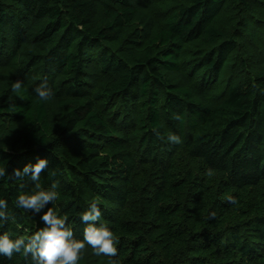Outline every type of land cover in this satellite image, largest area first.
Masks as SVG:
<instances>
[{"label":"trees","instance_id":"16d2710c","mask_svg":"<svg viewBox=\"0 0 264 264\" xmlns=\"http://www.w3.org/2000/svg\"><path fill=\"white\" fill-rule=\"evenodd\" d=\"M0 146L13 239L44 227L14 169L47 158L74 237L93 202L118 237L78 264H264V0H0Z\"/></svg>","mask_w":264,"mask_h":264},{"label":"clouds","instance_id":"9594fccd","mask_svg":"<svg viewBox=\"0 0 264 264\" xmlns=\"http://www.w3.org/2000/svg\"><path fill=\"white\" fill-rule=\"evenodd\" d=\"M22 81H16L12 85L13 91L22 87ZM37 97L41 101H47L54 97L55 93L48 86L46 80L42 81L35 89ZM156 131V130H154ZM159 135V132H156ZM167 139L171 142H180V137L170 134ZM0 150L7 151L6 146H0ZM47 158H37L34 164H26L23 169H14L16 177L29 176L35 183L36 190L33 192H23L16 197V207L31 210L40 215L44 227L36 230L26 239L11 238L7 233L0 232V255L11 258L14 253L30 255L33 264H78L81 258V251L90 245L97 255L115 257L117 255L116 244L118 237L115 232L102 222L103 210L97 203L88 205L81 214V222L86 225L83 231V239H76L71 227L68 226L67 215H60L58 210L49 206L60 196L57 191L58 185L53 183L49 188L42 187L40 183L41 173L48 168ZM6 161L0 162V178H4L6 172ZM229 201L235 203L234 196L227 197ZM8 202L0 197V226L9 219L7 211ZM215 216V213H211ZM112 264H117L113 260Z\"/></svg>","mask_w":264,"mask_h":264}]
</instances>
